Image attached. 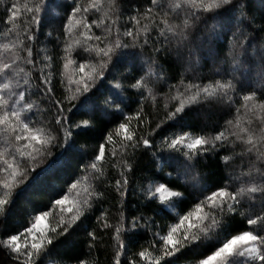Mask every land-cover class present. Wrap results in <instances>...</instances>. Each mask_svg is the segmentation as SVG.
Wrapping results in <instances>:
<instances>
[{
	"label": "snow or ice",
	"instance_id": "snow-or-ice-1",
	"mask_svg": "<svg viewBox=\"0 0 264 264\" xmlns=\"http://www.w3.org/2000/svg\"><path fill=\"white\" fill-rule=\"evenodd\" d=\"M194 108L222 122L193 129ZM53 167L63 186L11 226ZM105 239L108 264H264V13L250 0H0V264H100Z\"/></svg>",
	"mask_w": 264,
	"mask_h": 264
},
{
	"label": "trees",
	"instance_id": "trees-1",
	"mask_svg": "<svg viewBox=\"0 0 264 264\" xmlns=\"http://www.w3.org/2000/svg\"><path fill=\"white\" fill-rule=\"evenodd\" d=\"M250 2L252 11L258 16L264 13V0H250ZM45 31H47V29H45ZM224 43L223 40L219 41L218 47L224 45ZM162 62L165 63L173 73L176 71L177 65L172 58L163 57ZM210 67L211 63L206 61L201 70L204 76L213 75V73L209 72ZM171 83H175V81H171ZM222 117L223 113L217 108H194L186 119V125L196 129L203 124L210 130L215 126L217 121L222 122ZM78 139L83 143L86 137H79ZM205 170L208 171L209 175L214 180H219L222 175H225L222 168V162L218 159H210L205 166ZM37 172H39V169H37ZM65 179H67V173L64 171H57V168L53 167L41 181L33 182L31 185L25 187L24 190L19 193L14 207V214L10 218L9 224L13 227L24 225L34 214V209L42 208L49 202V200L54 198V193L63 186ZM151 207L152 206H149L145 211L152 214ZM108 243V240L105 239L102 246L96 252L100 264H108L109 262L111 249L108 246ZM3 259V253H0V260ZM188 259H191V257Z\"/></svg>",
	"mask_w": 264,
	"mask_h": 264
}]
</instances>
